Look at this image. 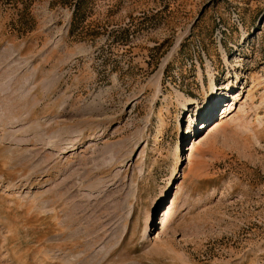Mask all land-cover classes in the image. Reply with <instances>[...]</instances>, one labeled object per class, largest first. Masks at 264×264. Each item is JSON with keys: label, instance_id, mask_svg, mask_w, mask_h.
Wrapping results in <instances>:
<instances>
[{"label": "rangeland", "instance_id": "rangeland-1", "mask_svg": "<svg viewBox=\"0 0 264 264\" xmlns=\"http://www.w3.org/2000/svg\"><path fill=\"white\" fill-rule=\"evenodd\" d=\"M0 264H264V0H0Z\"/></svg>", "mask_w": 264, "mask_h": 264}, {"label": "bare ground", "instance_id": "bare-ground-1", "mask_svg": "<svg viewBox=\"0 0 264 264\" xmlns=\"http://www.w3.org/2000/svg\"><path fill=\"white\" fill-rule=\"evenodd\" d=\"M195 128H196V126H195ZM164 198H165V196H162V198H161V200L159 201V204H158V205H160V203L163 202ZM158 205H157V206H158ZM151 221H152V222L154 221L152 215L149 216V217L146 219V221H145V225H144V227H143V231H144V233H145L146 231H148V229L151 227V225H152V223H150Z\"/></svg>", "mask_w": 264, "mask_h": 264}, {"label": "trees", "instance_id": "trees-1", "mask_svg": "<svg viewBox=\"0 0 264 264\" xmlns=\"http://www.w3.org/2000/svg\"><path fill=\"white\" fill-rule=\"evenodd\" d=\"M75 5H77L76 3H75ZM76 12H77V9L74 7V9H73V11H72V13H73V17H75V15H76Z\"/></svg>", "mask_w": 264, "mask_h": 264}]
</instances>
